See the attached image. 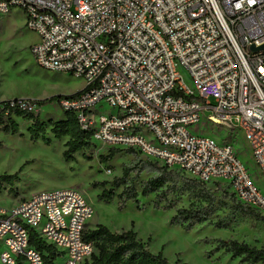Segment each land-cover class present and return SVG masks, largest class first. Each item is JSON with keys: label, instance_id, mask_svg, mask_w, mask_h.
<instances>
[{"label": "built area", "instance_id": "2783aa9c", "mask_svg": "<svg viewBox=\"0 0 264 264\" xmlns=\"http://www.w3.org/2000/svg\"><path fill=\"white\" fill-rule=\"evenodd\" d=\"M13 10L40 38L37 64L83 80V93L58 103L95 143L228 186L264 216L238 147L245 138L264 181V50H253L264 46V0H0V17ZM1 102L40 114L33 100ZM203 122L225 135L195 132ZM94 216L72 188L0 206V264H45L31 231L59 252L56 264H85Z\"/></svg>", "mask_w": 264, "mask_h": 264}, {"label": "rangeland", "instance_id": "374dc122", "mask_svg": "<svg viewBox=\"0 0 264 264\" xmlns=\"http://www.w3.org/2000/svg\"><path fill=\"white\" fill-rule=\"evenodd\" d=\"M39 40L35 32L27 29L21 10H13L10 14L0 17V101L12 98L44 101L83 90L82 79L49 71L37 64L31 48ZM63 117L64 112L58 102L48 103L40 110L42 121H59ZM17 122L20 126L19 135L0 133V176L17 175L13 190L10 191V186H4L0 192L1 207L11 208L15 206L16 201L24 202L40 192L72 188L78 190L94 207L95 216L88 229L94 230L97 226L104 225L119 233L133 228L152 253L163 252L165 258L173 264H240L239 259L235 260L224 252L207 258L206 253L212 251L215 244L206 246L202 242L205 238L235 239L259 248L264 245V223L249 219L238 218L233 231L200 226L186 232L181 227L171 225L175 211L154 209V196L149 199L140 198L139 204L129 203L124 211L119 210L118 200L110 204L100 202L98 196L103 189H94L93 184L108 182L106 188L110 189L114 178L121 177L125 168L133 166L137 160L145 159L123 152L109 164L103 165L100 163V157L108 155L110 149L100 143H94L92 150L78 153L75 162L67 163L63 157L67 139L56 141L49 133L48 136L53 141L50 146L42 141H31L28 132L31 122ZM204 123L195 126L193 130L202 133L205 131L203 134L210 136L213 133L225 135L223 131L219 133L217 127ZM238 147L242 161L264 193V181L256 173V166L245 138L239 137ZM151 177L152 175L144 173L139 182ZM216 185L211 184L209 188L216 191ZM219 185L225 187L223 184ZM173 199L179 208H188L191 203L186 196L180 195ZM228 215L229 209L220 213L223 218Z\"/></svg>", "mask_w": 264, "mask_h": 264}, {"label": "trees", "instance_id": "16d2710c", "mask_svg": "<svg viewBox=\"0 0 264 264\" xmlns=\"http://www.w3.org/2000/svg\"><path fill=\"white\" fill-rule=\"evenodd\" d=\"M83 92L32 103L42 108L48 103L59 102L62 98H73ZM0 106L4 107L0 113V133L19 135L20 126L17 121L31 122L28 127L31 141H42L50 146L53 141L48 136L49 133L56 141L67 139L66 150L63 153L67 163L75 162V156L78 153L94 148L92 133L82 130L73 112H64V117L59 121H42L40 114L35 115L31 111L19 108L10 109V102H1ZM123 152L132 156L138 155L133 150L112 148L108 155L100 157V163L107 165ZM144 173L152 177L139 182ZM16 179L17 175L0 176V192L4 186H10V191L13 190ZM108 185V182L93 184L94 189H103L98 196V201L110 204L118 200L119 210L124 211L129 203L139 204L140 198L149 199L154 196V209L164 212L175 211L171 225L181 227L186 232H191L200 226H208L214 230L233 231L240 217L264 223V216L238 202L228 186L221 187L219 183H214L217 190L213 191L209 185L181 175L178 171L169 170L168 167L151 160H137L133 166L123 170L121 177L114 178L110 189L106 188ZM118 191L121 192L118 193ZM180 195L188 197L191 201L188 208H179L173 199ZM225 209H229V215L223 218L220 213ZM84 240L95 247V253L85 264H173L165 258L163 252L152 253L148 245L139 239L138 233L133 228L117 233L104 225H99L94 230L87 228ZM202 242L206 246L215 244V248L206 253L209 259L224 252L225 255H230L235 260L239 259L240 264H264V245L259 248L235 239L205 238ZM30 244L42 254L45 264H56L60 259L59 252L53 246L43 242L35 231L30 232Z\"/></svg>", "mask_w": 264, "mask_h": 264}, {"label": "water", "instance_id": "95a60500", "mask_svg": "<svg viewBox=\"0 0 264 264\" xmlns=\"http://www.w3.org/2000/svg\"><path fill=\"white\" fill-rule=\"evenodd\" d=\"M253 50H254L255 52L260 51V50H264V46L261 47L260 49H254V48H253Z\"/></svg>", "mask_w": 264, "mask_h": 264}, {"label": "crops", "instance_id": "0c3cea01", "mask_svg": "<svg viewBox=\"0 0 264 264\" xmlns=\"http://www.w3.org/2000/svg\"><path fill=\"white\" fill-rule=\"evenodd\" d=\"M13 99H19V98H12V100ZM1 102V101H0ZM19 202L18 201H16V203H15V205H17ZM2 208H4V207H2Z\"/></svg>", "mask_w": 264, "mask_h": 264}]
</instances>
